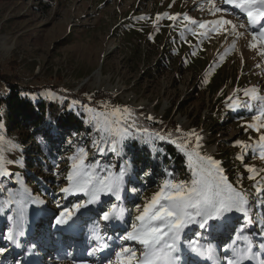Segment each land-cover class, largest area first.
Returning <instances> with one entry per match:
<instances>
[{
    "label": "rangeland",
    "instance_id": "obj_1",
    "mask_svg": "<svg viewBox=\"0 0 264 264\" xmlns=\"http://www.w3.org/2000/svg\"><path fill=\"white\" fill-rule=\"evenodd\" d=\"M213 2L227 12L213 14L208 0H0V65L17 74L22 85L33 88L22 92L23 97L32 101L44 94L51 102L61 104L63 95L52 89L50 84L72 92L79 88L112 92L122 104L142 108L153 119L174 121L182 132L198 133L202 138L201 153L222 161L226 173L232 167L239 171L241 180L245 179L249 186V174L241 160L236 158L243 154L244 164L257 169L252 174L253 185L264 188V161L259 158L258 149L252 150L261 133L246 131L244 127L252 122L251 116L256 114V109L239 106L259 104V101L245 95L246 89L255 87V95L264 96V56L261 55L264 44L256 42L257 47L251 48L250 32L240 28H237V32L242 33L240 36L212 32L201 38L198 26L183 21V15L187 14L198 21L222 17L235 24L247 23L246 16L242 17L230 6L223 5L222 0ZM165 12L179 14L178 19L175 22L166 17L156 19L158 14ZM188 28H193L197 34ZM124 30L128 34L123 35ZM258 30L259 26L251 31ZM132 31L134 35L129 34ZM169 46L173 49L170 50ZM158 61L164 63V67L156 65ZM112 109L115 107L109 111ZM0 113L5 118L8 111L3 108ZM16 138L14 133L12 139ZM237 139L242 142L239 146L234 144ZM192 143L195 144L194 137ZM17 144L20 143L17 141ZM244 144L249 147L245 149ZM7 146L0 136V149ZM8 150L14 159H22L16 147ZM6 154L0 151V156ZM22 154L26 159V171H30L34 178H43L50 190L45 194L32 193L33 197L43 199L45 204L29 203L23 238L27 242L32 238V245L43 241L47 246L43 253L37 248L32 251L30 245L16 256L9 254L2 258L0 255V264H17L22 256L36 255L40 259L52 251L60 259L57 262L52 260L54 263L51 264H106L109 258L115 264V251L120 247L118 240L109 241L111 247L104 252L93 256L87 254L90 247L95 246L91 236L99 233L115 237L110 222L99 220L98 224L95 223L112 198H103V203L97 206H104L102 209L89 206L81 209L68 225L56 226L54 218L61 210L56 201L61 198L59 189L66 184L64 177L70 169L72 162L68 158L72 155L62 154L57 164L48 170L33 166L36 159L32 162L33 155L28 154L26 148L22 149ZM184 159L186 165V157ZM229 164L231 166H227ZM11 165L5 166L8 172L7 166ZM55 172H59V176L54 175ZM15 173H20L18 182L21 186L31 185L28 182L31 176L24 177L22 169ZM253 188L243 187L249 194L254 215L260 208L256 207L257 194ZM156 190L154 187L140 193L133 205H143V197H150ZM63 201L60 200L61 205ZM90 211L94 213L90 214ZM261 212L264 213V209ZM89 217L91 220L87 219ZM259 218L255 216V219ZM92 220L94 222L89 223ZM125 220L126 226L120 228V234L128 228L131 217ZM241 220L242 215H232V221L237 223ZM35 223L39 226L36 231ZM108 224L109 227L106 226ZM9 227L0 228V236ZM46 227L48 229L44 230ZM189 230H186L185 237ZM246 231L250 234L258 229L253 226ZM253 240L258 250L260 236H254ZM4 242L0 239V244L4 245ZM126 243L136 247L139 255V245ZM221 257L225 263L223 252ZM47 259L45 262L50 264ZM183 259L185 264H203L200 257L187 249L183 252ZM35 263L30 260V264ZM41 264H46L44 258Z\"/></svg>",
    "mask_w": 264,
    "mask_h": 264
},
{
    "label": "snow or ice",
    "instance_id": "obj_2",
    "mask_svg": "<svg viewBox=\"0 0 264 264\" xmlns=\"http://www.w3.org/2000/svg\"><path fill=\"white\" fill-rule=\"evenodd\" d=\"M223 5H230L233 9H238L247 18V23L235 24L232 20L219 18L211 21H198L187 14L183 15V21L189 25L198 26L201 38L208 36L212 32L220 34L240 36L237 28L245 29L251 34V48H256L257 43L264 44V0H222ZM210 11L215 13L227 12L217 6L213 0H208ZM171 6V5H170ZM178 15H169L167 12L158 14L156 19L166 17L175 22ZM137 19H145L138 17ZM240 19V17H237ZM259 26L258 31H251ZM196 35L193 28H188ZM183 35V33H181ZM149 39H153L151 34ZM195 55V52H193ZM264 56V52L261 53ZM222 58V57H221ZM257 89L252 87L245 90V95L259 101L258 106L252 103L239 105L248 110L256 109V114L251 116V123L246 124L245 130H254L261 133L258 141L255 142L253 152L259 150V158L264 161V96L255 95ZM67 99V97H65ZM91 100V97H89ZM82 110L88 114L87 122L92 124V147L94 154L101 157L95 162L86 163L87 152L85 147L77 146L75 154L68 159L72 162L64 179L66 184L59 189L62 199L76 198L70 207L61 205L57 200V207L61 210L54 218L56 226L68 225L74 216L81 210L89 206H98L103 203V198H112L106 210L101 211L99 219L104 222L124 221L131 217L128 228L118 236H103L99 233L91 236V241L95 245L90 247L89 256L104 252L111 247L109 241L113 239L120 242L119 250L115 251V264H185L183 252L185 249L202 259L203 264H222L221 257L216 255V246L208 242L201 244L200 241L214 234H222L230 227L233 214L242 215V223L235 227L234 238H230V243L226 242L222 246L225 264H264V213L260 218L255 219L253 209L249 204V194L243 189L240 177L234 183L222 166V161L214 159L211 155L202 154L200 149L201 137L198 133L182 132L177 127L174 133L149 131L139 123V117L134 115V110L128 107L115 108L111 111H97L95 107L84 104L79 100L72 99L68 104V110L74 108ZM232 107V106H230ZM152 120L151 116L146 117ZM51 127V125H50ZM193 137L195 144L192 143ZM142 139L145 143L153 139L169 142L186 157V167L188 169L187 179L177 180L172 172H168L161 179L157 190L150 197H143V205L136 203L132 208L123 204L124 194L130 193L137 196L140 192L134 184L129 188L132 181L138 179L135 166L130 158H126V145L129 141ZM69 145L73 141H68ZM240 140H235L234 144L241 145ZM247 149L249 145L244 144ZM114 155L115 162H105L102 158ZM241 160L245 171L249 174V179H254L252 175L257 171L254 167L244 164L243 154L236 157ZM11 159L5 160L0 156V177L15 176L20 178V173H11L6 170V164H12ZM54 175L59 176V172ZM143 177L151 175L150 171H143ZM261 183V182H257ZM256 190V207L264 209V188L253 185ZM83 197V198H81ZM29 203L43 206L45 201L39 197H33L30 189L21 186L18 190L9 189L7 199L0 201V213L9 207L11 215L8 220L12 226L7 228L0 236L14 247L22 248L19 238L25 236V224L27 223L26 212ZM135 212V215L132 213ZM192 226L200 231L195 234V239L185 240L183 238L186 230ZM255 226L258 231L248 235L240 236L239 233ZM206 234V235H205ZM260 236L258 250H254L256 245L254 236ZM244 241V247H236L237 240ZM126 242H133L140 246L139 255L137 248ZM37 246L32 245V251ZM229 252L231 255H229ZM70 255V253H69ZM23 264V262H17ZM106 264H113L112 259H108Z\"/></svg>",
    "mask_w": 264,
    "mask_h": 264
},
{
    "label": "trees",
    "instance_id": "obj_3",
    "mask_svg": "<svg viewBox=\"0 0 264 264\" xmlns=\"http://www.w3.org/2000/svg\"><path fill=\"white\" fill-rule=\"evenodd\" d=\"M135 26H137V23ZM125 30L122 32L123 35L128 34L125 33ZM129 34L134 35L135 32L132 31L129 32ZM169 47L171 48L170 50L173 49L172 46ZM156 65L164 67L165 64H161V61H158ZM18 79L19 77L17 74L4 69L0 65V112L3 108L8 111L5 118H3L0 113V136L8 144L6 148L0 149V151H2L3 154L8 153L3 156H7L5 159L14 160L10 166L11 168L7 166L11 173L15 174L18 169H22L25 173H23L24 177L31 176L28 178V182L31 185H29V187L27 186L28 184L26 185L31 193L39 192L40 194H45L50 192V190L47 189L43 178H34L30 171H26L27 169L24 167V161L26 159H23L24 154H22L23 148H26L28 154L33 155L31 157L33 158L32 162H34V158L36 159L33 166H37L38 168L43 167L48 170L57 164L58 158L62 154L74 155L77 146L85 147L87 152V156L85 157L86 163H92L95 162L96 159H101V157L94 154L92 147V138L94 135L92 132L93 125L87 122L88 114L80 110L79 106L71 111L68 110V104L72 99L79 100L84 104H89L91 107H95L97 111H109V108L113 107L121 109L124 107L131 108L134 110V115L139 117V123L147 127L149 131L174 133L177 129L174 121L168 122L166 119L147 120L146 117H148V115L143 112L144 110L142 108L122 104L112 92L104 89L89 91L84 88H79L77 92H72L58 89L56 86L50 84L52 89L63 95L62 97L64 98L61 99V104L58 102H51L44 94L36 97L34 101H32L25 96L23 97L22 92L32 91L33 88L25 86L24 84L22 85ZM65 97H67V99H65ZM89 97H91V100H89ZM107 103L111 105H107ZM1 125L5 128H2ZM14 133L17 134V140L12 139ZM69 140L73 141L72 145H69ZM17 141L20 144H17ZM12 146L16 147V151H18L17 154H21V160L14 159L11 155L12 152H8V149ZM126 158H130L133 161L138 176V179L132 181L128 187L130 188L134 184L140 189L137 196H133L130 193L124 194L123 204L125 207L129 206L128 208L133 205V202L138 198L140 193L149 188L157 187L161 179H163L168 172H172L177 180L187 179L189 175L185 165L184 155L174 144L169 142H162L156 139H153L149 143H145L142 139L129 141L126 145ZM102 159L105 162H115L117 160L114 155H109ZM13 165L15 167H12ZM227 166L231 165L229 164ZM224 169L226 170V168ZM232 170L227 171V175L236 183L237 177H240V172ZM143 171H150L151 175L145 178L142 175ZM249 180L248 182L250 185L247 186V184H245V179H240L242 187H253L252 179ZM20 187L21 185L14 175L0 177V201L7 199L9 189L18 190ZM75 199L76 198H69L64 200L62 205L69 206L71 203L75 202ZM59 200H62V198ZM114 202L115 201L112 199V201L106 203V206H109L107 205L108 203L111 204ZM10 207L11 206L6 207L4 212L0 213L1 227L6 224L11 226L12 224V222L8 220V216L12 214L9 210ZM98 208L102 209V207ZM261 210L262 209H260L258 213H254V217H260L262 214ZM126 222V220L114 221L115 233H118L120 228H124ZM240 223H242V220L241 222H237L234 226L231 218L230 227L226 232L214 234L212 237L201 240L200 243L207 244L211 242L215 246H219L220 244V247L226 242L230 243V238H234L236 235L233 229L238 227ZM198 231L199 229L197 227L192 226L191 230L187 233V237H185V233L183 238L195 239V234ZM248 234L249 232L246 230L239 233L240 236ZM239 244L245 246L242 239L237 240L236 247H240L241 245ZM217 251L216 254L218 253Z\"/></svg>",
    "mask_w": 264,
    "mask_h": 264
},
{
    "label": "bare ground",
    "instance_id": "obj_4",
    "mask_svg": "<svg viewBox=\"0 0 264 264\" xmlns=\"http://www.w3.org/2000/svg\"><path fill=\"white\" fill-rule=\"evenodd\" d=\"M236 12L240 13L238 9H234ZM23 247L22 248H17V247H14L11 243L9 242H4V245L0 244V255L1 257H6L8 256L9 254H13L14 256L16 255H19L22 253V251L26 248H29V246H26L22 240L25 239V238H19ZM240 247H244L243 245H241ZM258 247V246H257ZM254 250H257V248L255 247ZM33 258V259H32ZM42 258H44L43 256H40V259H38L36 257V255H33V256H28V257H25V256H22L21 259H20V262L22 261L23 264H30V260H34L36 261L35 264H41L42 263Z\"/></svg>",
    "mask_w": 264,
    "mask_h": 264
}]
</instances>
